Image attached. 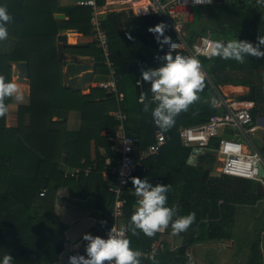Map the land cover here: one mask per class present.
<instances>
[{
    "label": "trees",
    "instance_id": "trees-1",
    "mask_svg": "<svg viewBox=\"0 0 264 264\" xmlns=\"http://www.w3.org/2000/svg\"><path fill=\"white\" fill-rule=\"evenodd\" d=\"M97 2L100 3L101 0ZM0 4L5 5L12 16L8 24L9 35L5 40L0 41V77L11 81L10 62L26 61L29 65V103L18 109L17 126H6L5 114L0 116V257L10 253L14 260L13 264H58L59 255L66 242L65 224L54 213L46 193L41 196L40 193L43 188L45 192L54 190L58 186L68 185L69 179L74 180L73 177H65V173L60 169L61 162L70 168H85L95 163L92 172L88 175L81 173L78 180L83 179L85 183L94 179L100 180L101 192L104 194L105 205L109 207L107 213L109 214L113 194L107 190V186L112 181L111 166L118 158V154L111 150L112 142L108 140V135L113 132L117 124L109 112L119 108L126 115V133L137 139L138 146L145 147L153 141L155 125L152 122L151 112L143 110V103L138 98L144 96L145 102L149 103L150 107L155 106L151 99L150 82L143 81L141 69L155 68L163 63L159 61L158 55L164 56L165 53L160 51L154 34L149 32L148 28L165 21L160 14L135 17L125 16L123 12H109L102 19L101 25L107 34L109 46L108 58L114 68L117 89L123 95L122 99L117 101L114 94L105 93L100 88H91L90 93L85 95L80 90H72L62 85L61 67L65 63L58 57L55 37L59 30L66 29H75L88 36L91 28L90 7H71L66 13V20H56L53 15L57 10V0H34V2L0 0ZM260 6L263 8L259 11ZM205 7V16L208 19L216 20L215 17L223 19L225 27L236 33L239 39L256 43L259 35L264 36L262 5L257 6L258 10L253 8V13L249 11L250 9H245L248 8L246 4L244 8L235 2L225 0ZM137 19L141 20L143 25L135 24ZM122 24L126 25L123 30L120 29ZM211 31L214 37L227 40V35L218 34L212 29ZM164 34L172 36L168 26ZM195 36H189L188 42H192ZM89 48L94 50V56L99 61L96 69L104 68L102 73L107 74L108 69L102 64L104 61L102 51L97 49L93 42H90L85 50ZM171 54L176 55L180 52ZM200 62L209 80L205 79L204 88L198 93L199 99L189 105L187 111L176 116L172 127L167 130L159 128L160 131L174 136L177 135V129L181 125H194L206 121L215 113L213 103L217 98V92L214 88L216 89L219 84H248L249 87L253 85L260 104H263L262 90L258 87L254 75H258L259 68L264 65V57L249 56L245 57L243 63H239L217 56L209 59L200 58ZM236 63L239 68L248 70L244 76L246 79L239 83H235V80L230 82L227 76V73H234L233 67ZM138 79L141 81V86L136 84ZM11 100L12 97H6L4 102L7 105ZM69 110L80 112L81 125L78 130L63 131L57 127L56 121L52 120L53 115L59 111ZM256 114L254 102L252 110L254 120ZM26 115L28 123L24 124L23 117ZM102 129L108 130L107 135L101 134ZM91 142H93L94 156H91ZM21 144L32 152L36 159L25 158V155L17 158L15 149L22 147ZM100 148H103V152H100ZM161 151L157 156L151 157L153 158L151 162L158 164L164 162ZM189 152L188 148L181 155H177L178 164L170 166L172 172L180 174L181 179H184V184L178 187L176 202L178 209L182 215H187L192 207L195 208L193 234L196 236L190 237L189 242H196L204 239L207 229L211 230L207 233L210 238L220 233L218 230H221L223 235L222 231L226 225L224 222L228 223V220L223 212L225 208L215 209L184 190L188 182L194 179L183 171ZM210 159L213 161V156L206 152L198 157L197 163ZM103 171L107 172L106 177L102 176ZM230 178L240 182L250 181ZM253 182L255 181L246 183V186L251 184L246 192V187L243 188L244 191L226 189L220 185L215 187L223 197L222 201L227 200L230 204L240 201L253 203L262 197L257 193L256 184ZM174 191L172 188L168 194ZM232 195L236 197H231ZM123 198L125 201L123 214L129 222L126 237L130 241L129 246L139 251L146 250L158 237V233L146 236L141 230L136 229L133 234L130 217L135 210L133 206L136 205L137 199L126 194ZM189 201L193 203L187 206L186 202ZM206 213H208L207 217L213 219L205 227L204 222H199L198 219L206 216ZM187 246L185 242L176 252H162L152 264L177 262V264H189L185 255ZM250 249L252 257L249 264H261L259 241H252ZM139 260L140 264L147 263L144 259Z\"/></svg>",
    "mask_w": 264,
    "mask_h": 264
},
{
    "label": "built area",
    "instance_id": "built-area-1",
    "mask_svg": "<svg viewBox=\"0 0 264 264\" xmlns=\"http://www.w3.org/2000/svg\"><path fill=\"white\" fill-rule=\"evenodd\" d=\"M130 13L134 16H149L160 14L165 24L171 29V39L176 43L175 49H170L167 44L162 47V51L167 53L180 52L185 56H195L197 59H209L208 48L211 43L218 38L213 32L207 29L198 33L192 42H188V34L184 30L185 21H193L190 8L194 6H205L215 3L214 0H204L203 3H196L195 0H126ZM75 5L89 6L90 13V36L93 38L98 49L102 51L104 64L109 68V78L97 82L96 86L107 93L114 94L117 101L123 97L117 89V80L112 62L109 60V46L107 34L101 25V18L98 16L97 0H75ZM173 16H181V20H174ZM184 16L187 17L184 18ZM205 79L209 80L208 74L201 64ZM140 80V79H138ZM137 84V81H136ZM141 86V81L139 84ZM249 92V90L247 91ZM139 101L140 97L138 98ZM215 113L202 123L180 126L177 135L183 147L190 149L188 161L192 162L199 156L209 153L213 156L215 173L221 176L235 177L244 180L260 183L264 189V173L260 174V166L264 170V157L261 151L255 147L249 139V134H253L258 126L252 116L254 101L241 99L238 95L231 98L228 95L217 93V98L213 103ZM111 115L117 124L113 132L108 135V140L112 142L111 150L118 154L116 162L111 166L110 173L112 181L108 184L107 190L113 194L112 205L109 214L101 219L104 228V236L112 228L117 232H123L127 237L128 220L124 217L123 195L126 193L129 179L137 172L145 169V161L157 156L161 148L171 138L169 133L156 130L153 141L145 147L137 145V139L126 133V115L117 108ZM220 130L221 133L220 134ZM109 163V159H106ZM95 163L85 168H73L65 172V177L77 178L81 173L88 175L92 172ZM106 177V175H105ZM43 188L40 195H44ZM165 249L162 240L154 239L150 247L140 251L139 259L152 264L157 255ZM70 255H74L70 250ZM58 264H61L58 261Z\"/></svg>",
    "mask_w": 264,
    "mask_h": 264
},
{
    "label": "crops",
    "instance_id": "crops-1",
    "mask_svg": "<svg viewBox=\"0 0 264 264\" xmlns=\"http://www.w3.org/2000/svg\"><path fill=\"white\" fill-rule=\"evenodd\" d=\"M32 1L34 2V0ZM74 2L75 0H57V10L54 13V15L61 13L64 15V18L61 20H66L67 19L66 13L69 8L74 6H82V5H75ZM122 4H128V2H126V0H101L100 3L97 2L98 16L102 20L107 16L109 12H118L119 10L123 9L120 6ZM90 13H91V9H90ZM131 16L134 15L131 14ZM135 17H140V16H135ZM72 30L75 29H66V30L58 31V34L61 31H64L65 35L67 36L68 45L66 47L70 49L67 48L69 50L68 51L65 47L64 48V52L66 51L65 54L66 55L75 54L81 57L94 58L95 59L94 65H97L99 61L97 57L94 56V50L92 48L85 50V48H87L90 42H93L95 44L93 38L90 36V32L88 36H85L82 33L78 32L77 30H75L76 32H73ZM68 41L71 42V44H69ZM55 43L57 45L56 40ZM75 47L77 49H74ZM161 49L160 51L164 53ZM10 63L11 65H9V67L11 73V82L17 85L18 89L22 91L24 96L22 102L16 101L13 96L10 103L7 104L8 111L7 113H5V124L6 126L15 127L17 126L18 123V109L21 106H27L29 103V84H28L29 78L28 81L18 80L17 79L18 77L14 74V68H12L14 62H10ZM102 64L106 66L104 64V61L102 62ZM106 68L108 69L107 74L102 73L104 68L100 70L95 69V73L93 74L91 82L87 84L85 88L80 90L82 94L85 95L89 94L91 88H95V87L99 88L96 86L97 82L109 78L110 70L107 66ZM63 72L64 69H61L62 85H63ZM96 73L98 74V76H101L100 80L94 79L96 77ZM224 86H232L235 88L237 87V85H229V84L220 85L222 89ZM103 92L107 93L104 90ZM247 93L248 92L245 91L240 94H237L236 96L238 95L243 96ZM112 112L113 111H110L109 115H111ZM258 118H255L256 125L258 126L257 130L260 128V125L257 121ZM52 120L56 121L57 127H59L63 131L78 130L81 125L80 112L77 110H69L67 112L59 111L58 113L53 115ZM23 122L24 124L28 123L27 115L23 117ZM107 133H108L107 129H102L101 131L102 135H107ZM90 145H91V156H94L93 142H91ZM100 152H103V148H100ZM188 158L189 155L185 161L186 163L189 162ZM151 160H153V158L147 159L144 163L145 169L141 171H137L132 177L148 179L149 182L152 183L153 185H155L156 183L169 184L170 189L173 188L175 191L173 193L171 192L170 194H167L168 195L167 203L169 206L176 204L177 195L179 194L178 187L184 184V179H181L180 174H176L175 172H172L170 165L165 163H159V164L153 163L151 162ZM197 160L198 158L194 159L192 162L189 163H194L201 168L206 167V166L202 167L201 163H197L198 162ZM60 169L63 170V172L65 173L73 168H70L69 166L61 162ZM105 175H107V172L103 171L102 176L105 177ZM132 177L128 181V186L126 188L125 194L138 200L139 197L135 195V190L133 188L134 186L132 183ZM82 180H78V177L77 179L74 178L73 181L69 179L70 183L66 182L68 185L58 186L54 190H50V191L48 190L45 192L50 199L49 201L51 202L54 213L65 224V230H64L65 238L66 241L70 243V250L73 252L74 255L85 253V246L87 244V241L83 239L84 233L104 236V228L102 227L101 219L107 215L109 209V207L105 205L104 194L101 192V188H100V180L94 179L88 181L87 183L83 182ZM231 205H232V209H224L223 211L224 215L227 217L228 223L230 224L229 228L226 227L223 228L224 230L222 231L223 235H221V230H218V232L220 233H216V235H214L215 236L214 238H210L207 235V233L211 231L210 229H207L203 240L196 242H189L190 237L196 236L193 234L195 231L193 223L188 227L187 230L175 235L172 234L171 222L167 227L161 228L159 231H157L158 237L155 239L162 240L164 242L165 249L162 252L164 251L176 252L186 242L188 246L186 248L185 255L188 256L189 257L188 259L191 261V263L189 262V264H249L252 255L248 259H246L248 254L247 251L248 248H250L253 239L252 241H249L250 242L249 244H247L245 243L247 239L243 238V234L253 235V226H252L253 219H251L252 222L250 221L249 227L247 228L241 227L240 226L241 217H243V215L244 216H248V215L244 214L245 210L239 208L238 207L239 205L237 203H232ZM249 206L250 209H253V204L250 203ZM133 208H136V205H134ZM250 209L249 212L251 213L250 216L252 218L253 210L251 212ZM177 214L182 215L181 211L178 208H177ZM207 215L208 213H206V216H201L198 219L199 222H204L205 227L210 223V220L213 219L207 217ZM175 218L176 217L174 216L173 219ZM263 228L264 226H260L258 228L259 232H261L262 234L264 233ZM263 243L264 240L259 241L261 264H264ZM162 252H160L157 255V257ZM165 264H173V263H165Z\"/></svg>",
    "mask_w": 264,
    "mask_h": 264
},
{
    "label": "clouds",
    "instance_id": "clouds-1",
    "mask_svg": "<svg viewBox=\"0 0 264 264\" xmlns=\"http://www.w3.org/2000/svg\"><path fill=\"white\" fill-rule=\"evenodd\" d=\"M203 3L204 0H195ZM210 2V0H209ZM257 4L264 5V0H256ZM12 16L7 7L0 4V41L5 40L8 33V24ZM167 25L163 22L150 26L148 31L154 34L157 43L162 48L165 44L175 49L176 43L165 35ZM209 57H220L224 60H235L243 63L245 57H264V36L259 35L257 42L244 39H218L208 48ZM163 63L155 68L141 69L143 81L150 82L151 99L154 107L145 102L141 96L143 110L150 111L152 122L160 129L167 130L175 124V118L189 105L199 99L198 93L204 88L205 75L201 69V62L195 56L182 54L172 55L171 51L163 56ZM140 80H137V84ZM16 101H23L24 96L17 85L0 77V116L8 111L4 100L13 97ZM135 195L139 197L130 222L131 231L141 230L146 236H152L171 222L172 234H178L188 229L195 220V213L178 215L176 204L168 205L169 184L156 183L153 185L148 179L132 177ZM176 217L173 219V217ZM87 241L84 254H75L68 257L69 264H140L139 250L131 248L130 241L123 232L112 228L106 236L84 233ZM10 253L0 257V264H13Z\"/></svg>",
    "mask_w": 264,
    "mask_h": 264
},
{
    "label": "rangeland",
    "instance_id": "rangeland-1",
    "mask_svg": "<svg viewBox=\"0 0 264 264\" xmlns=\"http://www.w3.org/2000/svg\"><path fill=\"white\" fill-rule=\"evenodd\" d=\"M227 2H235V4L243 6L245 8V4L248 5V8H245L246 10H249L253 13V8H255L256 10H258L257 6H259V4H257L256 0H225ZM245 3V4H244ZM123 9L119 10L118 12H123L125 14V16H131L130 14V10L128 9V4H122L120 5ZM264 6V5H262ZM205 6H194L190 8V12L193 16V21H189L190 17L184 16V18H186L187 20L185 21L184 24V30L186 31V33L188 34V36H192V35H197L198 33H201L207 29H212L214 32L218 33V34H225L227 35V40H232V39H239V36L236 33H233L231 31H229L227 29V27H225L224 25V20L221 18H216V20H211L208 19L205 16ZM263 7H259V11L262 9ZM174 20H181V16H173ZM135 24L137 25H143L142 21L137 19V21H135ZM126 28L125 24H122L120 26V29L123 30ZM144 31V30H143ZM86 36V35H85ZM56 40V39H55ZM69 44H71V42L68 41ZM73 43V42H72ZM156 44L159 46V48L161 49L160 45L157 43ZM68 47H66L67 49ZM70 49V48H68ZM67 49V50H68ZM69 51V50H68ZM66 52V51H65ZM174 56V55H173ZM163 55L159 54L158 55V59L159 61H163ZM66 64L65 61H62ZM236 63V65L234 64L233 67V71L234 73H227V76L229 78L230 82H233L234 80L236 81L235 83H239L242 82L243 80L246 79V74H247V69H243V68H239V65ZM63 67V68H62ZM61 67V69L65 68V65H63ZM238 67V68H237ZM12 68H14V66H12ZM258 75H254L256 82L258 83V87L260 88V90H262L261 92V97L263 99L262 103L260 104L259 102V96L257 94V91L255 93V100L254 102L256 103V118L260 128L258 130H256L253 134H249V139L250 142L257 147L263 154L264 157V65L262 64V66L259 68L258 71ZM260 77L259 79L257 77ZM101 76H98V74L96 73V77L94 79L96 80H100ZM232 80V81H231ZM217 81V80H216ZM224 83V82H223ZM222 85H227L226 84H222ZM229 85H234V84H229ZM239 86V87H238ZM249 86L248 84H238L237 87H232V86H224L223 89L220 87V84L217 85L216 89L214 88V90L222 95H228L231 98H235L237 94H240L242 92L248 91ZM61 95V93H60ZM181 126H185V125H181ZM220 134L221 130H220ZM172 138V139H171ZM171 140L167 141L165 144V147L162 149V155L164 158V162L165 164L168 165H176L177 163V155H181L182 153H184L187 148L183 147L180 145L179 143V139L177 137L176 134L171 135ZM22 147H19L18 150L15 149V152H17L16 157L17 158H21L22 155H25V158H35L34 154L32 152H30L23 144H21ZM173 158V159H172ZM167 160H170L172 162H169ZM199 163H201L202 167L206 166L204 168H208L209 172L207 174V176L205 177V180H198V179H191L188 182V185L185 186L184 190L188 193L191 194V196L195 195V197H197V199H201V201L203 203H208L210 204L213 208L215 209H220V208H228L230 207V209H232V205L227 201H220L221 198H223L222 196H220L218 190L216 189L215 186H222L223 188L226 187V189H239L244 191L243 188L246 187V190L249 189V187L251 186V184H249V186H246V183L248 184V182L251 181H245V182H240L238 180H235L233 178L230 177H224L221 176L217 173H215L214 169H215V165L213 164L212 159L210 160H205L204 162L200 161ZM190 177V176H189ZM192 178V177H191ZM254 184H256V182H253ZM231 197H236L234 195H232ZM243 199L244 197L241 196ZM220 201V202H219ZM232 201V200H230ZM193 203V201H189L186 202L187 206H190ZM195 203V202H194ZM239 206V208H242L244 211L245 215L248 216H244L241 217V224L240 226L243 228H247L249 227L250 221L252 222L251 219H253V235L250 234H243V238L247 239L245 241V243L249 244V241H262L264 240V233L262 234L261 232H259L258 228L260 226H264V197H259L258 199H256L253 203V209H250L249 204L250 203H245V202H238L237 203ZM230 205V206H229ZM249 209L253 210V217L251 218L250 216V212ZM195 208L192 207L191 212H194ZM187 213V211H186ZM243 218V219H242ZM226 225L224 226V228H229V223L224 222ZM240 227V228H241ZM264 229V228H263ZM253 237V238H252ZM255 239V240H254ZM264 244V243H263ZM262 244V245H263ZM248 254H247V258L248 259L251 255H252V250L250 248H248ZM187 259L189 258L188 256H186ZM213 260V259H211ZM188 262L191 263V261L188 259ZM247 262V261H246Z\"/></svg>",
    "mask_w": 264,
    "mask_h": 264
},
{
    "label": "water",
    "instance_id": "water-1",
    "mask_svg": "<svg viewBox=\"0 0 264 264\" xmlns=\"http://www.w3.org/2000/svg\"><path fill=\"white\" fill-rule=\"evenodd\" d=\"M215 2H222L224 0H214ZM54 18L56 20H61L64 18V15L61 13L55 14ZM57 41V51L58 57L60 60L65 61V68L63 72V86L71 88L72 90H81L91 82L93 74L95 73L96 65L86 63L87 60L93 59L91 57H81L79 55L71 54L66 55L64 48L67 44V36L64 31H61L56 35ZM79 59L78 62L75 60ZM11 65V63H9ZM14 74L18 77L20 81H28L29 78V65L26 61L14 62ZM255 87L251 85L249 87V92L243 96L241 99L244 100H255ZM155 130H159V127L155 125ZM260 174L264 173V170L261 165ZM184 173L194 179L203 180L204 177L208 174V170L201 168L194 163L187 162L184 166ZM256 189L259 195L264 196V189L260 183L256 182ZM70 251V243L66 241L64 243V248L59 255V261L61 264H69L67 260V254Z\"/></svg>",
    "mask_w": 264,
    "mask_h": 264
},
{
    "label": "bare ground",
    "instance_id": "bare-ground-1",
    "mask_svg": "<svg viewBox=\"0 0 264 264\" xmlns=\"http://www.w3.org/2000/svg\"><path fill=\"white\" fill-rule=\"evenodd\" d=\"M73 32H76L75 30H72ZM76 62H78L79 61V59H77V60H75ZM86 63H88V64H94L95 63V59L93 58V59H89V60H87L86 61Z\"/></svg>",
    "mask_w": 264,
    "mask_h": 264
}]
</instances>
